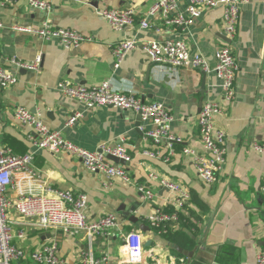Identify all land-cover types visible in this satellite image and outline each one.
<instances>
[{"label":"crops","instance_id":"crops-1","mask_svg":"<svg viewBox=\"0 0 264 264\" xmlns=\"http://www.w3.org/2000/svg\"><path fill=\"white\" fill-rule=\"evenodd\" d=\"M153 2L52 0L50 11L31 9L27 0L0 2V67L10 69L12 58L33 62L39 54L42 56L38 72L21 71L17 84L0 89V147L10 148L17 155L33 153L38 173L37 177L17 174L8 197L16 199L20 192L39 193L47 187L73 190L88 197V222H96L107 214H116L120 220L118 227L106 234L90 236L86 232L44 229L36 219L20 218L11 210L15 234L24 233L16 244L31 254L44 245L57 243L63 264H91V260L104 258L108 261L102 264H120L126 236L138 231L143 236L146 254L156 255L158 263L146 260L150 264H257L258 254L264 251V153L255 152L252 144L264 145V0H250L241 6L237 34L231 44L223 30L222 8L204 11L192 27L183 31L167 25L161 16H149ZM186 4V0H180L181 9ZM110 8H134L135 26L125 32L114 31L101 16L103 10ZM144 19L150 22L147 29L140 27ZM46 21L56 28L76 30L92 41L66 50L58 41H42L15 30L39 27ZM124 39H134L136 48L115 70L113 49ZM166 40H184L192 52L200 53L208 61L211 69L216 66V52L231 45L240 68L235 83L236 99L227 106L225 115L216 118L217 127L226 133L228 152L224 170L214 185L199 179L183 149L190 147L202 152L198 117L205 103L222 100L220 80L214 71L182 68L172 72L155 65L146 55L144 45ZM62 81L86 87L110 81L114 90L133 92L145 103H164L175 118L171 132L183 142L174 144L175 152L169 161L144 155L148 150L168 152L165 140L156 144L147 136L153 125L141 121L137 127V113L111 106L89 110L58 89ZM18 107L40 113L50 130L60 132L86 150L94 152L104 143L125 146L132 157L124 165L131 183L115 180L107 188L105 174L88 172L77 157L36 149L29 139L31 130L15 118ZM78 114L81 117L68 125ZM150 174L180 185L189 195H199L209 207L198 233L188 230L195 237L189 236L195 248L191 252L182 249L184 253L178 250L183 257L173 255L170 245L144 222L156 210L166 212L168 207H175L169 191L152 181ZM140 185L154 192L151 201L141 200ZM132 207H136L134 214L139 217L137 224L129 221L130 215L124 217ZM184 207H175L176 212ZM190 208L197 211L196 206ZM142 224L151 231L142 232ZM18 264L37 263L26 258Z\"/></svg>","mask_w":264,"mask_h":264},{"label":"built area","instance_id":"built-area-1","mask_svg":"<svg viewBox=\"0 0 264 264\" xmlns=\"http://www.w3.org/2000/svg\"><path fill=\"white\" fill-rule=\"evenodd\" d=\"M13 1L0 0L2 4H9ZM186 1L185 9H181L180 0H154L148 14L151 17L161 16L167 25L186 31L202 17L204 11L222 8L223 30L231 44L237 34L241 6L250 0ZM27 4L31 9L44 11L52 9V0H27ZM101 16L116 32H125L133 28L136 23L134 8L105 9L101 12ZM140 27L149 28V20H142ZM15 30L34 35L42 41H58L66 50L78 48L83 43L92 41L91 37L84 36L76 30L56 28L49 21L39 27H18ZM135 48L134 39H124L115 46L113 49L115 70L120 68L128 54ZM144 51L151 62L172 72L182 68H198L206 72L214 71L220 80L222 100L205 103L198 117L202 152L190 147L183 149V153L193 162L199 179L206 185H214L224 170L228 152L226 133L217 127L216 118L226 114L227 106L235 101L237 94L235 83L240 68L231 45H226L216 52V66L213 69L200 53L192 52L184 40L149 41L144 45ZM9 63L10 69L0 67V89H7L17 84L19 72L23 70L38 72L42 66V56L39 54L33 62H21L12 58ZM58 89L65 96L77 100L89 110L111 106L122 111L140 114L143 122L154 126L153 129L147 131V136L156 144L165 140L168 146L167 153L160 150H148L143 152L146 156L169 161L175 152L174 144L183 142L181 138L172 134V123L175 118L162 102L145 103L133 92L114 90L110 81L93 87L62 81L58 84ZM79 117H81L79 114L72 117L68 125L74 124ZM15 118L19 124L31 130L29 139L36 149L54 154L64 152L77 157L88 172L105 174L107 188L115 180L131 183L125 166L114 164L108 159V156H113L124 160L126 164L130 163L132 157L125 146L104 143L99 150L89 151L68 141L60 132L50 130L40 113H33L27 108L18 107L15 110ZM252 148L257 153H264L262 144L255 142ZM20 173L30 177L38 176L34 167V154L17 155L10 148L0 147V264H18L26 258H30L37 264L64 263L59 256L57 243L44 245L31 254H27L19 247L16 240H22L24 233L15 234L14 221L9 216L11 210H14L20 218L36 219L37 225L41 228L63 230L67 233L86 232L90 236H101L118 227L120 220L116 214H107L96 222H88L86 215L88 197L85 194H77L73 190L47 187L39 193L20 192L16 199H10L8 190L13 186L15 176ZM149 177L169 191L177 210L182 209L190 200L189 193L180 185L155 174H150ZM138 192L143 202L154 198V192L147 186L140 185ZM262 192L264 193V182ZM147 220L155 228L166 224L175 227L179 222V215L178 212L168 213L159 209ZM124 242V258L120 264H150L147 263L148 260L158 263L154 253L146 254L144 239L140 232L131 231ZM107 261V258L102 261L91 260V264H102ZM257 264H264V251L258 254Z\"/></svg>","mask_w":264,"mask_h":264},{"label":"trees","instance_id":"trees-1","mask_svg":"<svg viewBox=\"0 0 264 264\" xmlns=\"http://www.w3.org/2000/svg\"><path fill=\"white\" fill-rule=\"evenodd\" d=\"M191 205L196 206L197 211L192 210ZM166 212H176L174 206L168 207ZM209 207L202 201L199 195L192 193L190 195V201L184 207L183 211H178L179 222L174 226L169 224L163 225L159 228L152 227L146 220L144 222L148 224L153 231L158 234L164 241L170 245V252L178 257H183V254L178 252L177 248H182L184 251L191 252L195 248V242L185 233L184 229L194 232L199 231V223L204 222V217L208 215Z\"/></svg>","mask_w":264,"mask_h":264},{"label":"water","instance_id":"water-1","mask_svg":"<svg viewBox=\"0 0 264 264\" xmlns=\"http://www.w3.org/2000/svg\"><path fill=\"white\" fill-rule=\"evenodd\" d=\"M23 71H25V70H23ZM141 121H142L141 115L138 114V120H137V124H136L137 127L141 126ZM108 159L110 161H112L114 164L123 165V166L126 165L125 161L122 160V159H119V158H116V157H113V156H108ZM135 211H136V207H132V208L127 209V212L124 213L125 214V216H124L125 218H127L130 215L128 219L133 224H137L139 222V217L135 216V214H134ZM140 229H141L142 232L151 231V228L149 226L144 225V224L140 225ZM185 231L189 234V236H192L191 233L188 232V230H185ZM193 238L195 239V237H193ZM150 245H151V242L148 241L146 243V246L149 247ZM178 250H179L180 253H184L182 248H178ZM185 254H187V252H185Z\"/></svg>","mask_w":264,"mask_h":264}]
</instances>
